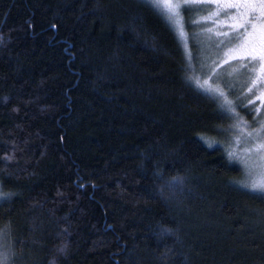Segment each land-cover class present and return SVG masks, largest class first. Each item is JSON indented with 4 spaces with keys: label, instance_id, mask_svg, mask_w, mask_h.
Segmentation results:
<instances>
[{
    "label": "trees",
    "instance_id": "obj_1",
    "mask_svg": "<svg viewBox=\"0 0 264 264\" xmlns=\"http://www.w3.org/2000/svg\"><path fill=\"white\" fill-rule=\"evenodd\" d=\"M185 45L144 0H0L11 264H264V199L237 187Z\"/></svg>",
    "mask_w": 264,
    "mask_h": 264
},
{
    "label": "rangeland",
    "instance_id": "obj_2",
    "mask_svg": "<svg viewBox=\"0 0 264 264\" xmlns=\"http://www.w3.org/2000/svg\"><path fill=\"white\" fill-rule=\"evenodd\" d=\"M144 1L147 2V0ZM195 8L198 10V6ZM212 8L210 12L197 11L196 14H188V17L181 13L178 18L180 24L171 25L180 36L181 31L183 32L181 38L186 45L191 37L198 50V62L193 68L198 87L203 91L211 88L217 92H223L222 103L227 98L235 108L236 114H229L231 121L226 134L223 135L222 141L225 143L223 145L228 152L234 153L235 157L247 160L252 173L251 178H257L261 172H264V148L261 147L264 145V87H260L257 80L260 75L259 64L257 63L253 70L251 61L231 57L229 50L239 41L233 40L231 44L227 43L235 35V32L227 27L231 21L220 16L219 23H213L216 18L211 17L210 14L215 11V6ZM229 11L235 15V10ZM188 18L190 24L194 26V34L190 37L186 35L183 26ZM224 33H227V36ZM253 81L257 83L253 84ZM236 99L240 103L235 102ZM250 100L253 103L250 104ZM258 108L259 111L256 110ZM231 161L241 166L244 174L243 181H248L249 169L244 168L236 160Z\"/></svg>",
    "mask_w": 264,
    "mask_h": 264
},
{
    "label": "snow or ice",
    "instance_id": "obj_3",
    "mask_svg": "<svg viewBox=\"0 0 264 264\" xmlns=\"http://www.w3.org/2000/svg\"><path fill=\"white\" fill-rule=\"evenodd\" d=\"M147 3L160 14L167 23L179 25L181 11L190 10L191 6L211 7L215 6V11L210 14L215 17L213 23H219V17L224 16L231 22L227 27L235 32V35L227 41L231 44L233 40L239 43L229 50V54L233 59L239 57L252 62V68L255 70L256 64H259L260 75L257 77L260 87H264V0H147ZM229 10H235L232 15ZM183 32L181 31V36ZM227 36V33H224ZM223 43V42H222ZM191 79V78H189ZM257 81H253L256 84ZM251 91V89H250ZM205 95L211 99H219L224 96L223 92H217L214 89H204ZM253 103V101H249ZM225 114H236L235 108L231 101L225 98V102L220 105ZM259 111L260 109H256ZM209 147H212L209 144ZM264 148V145L261 146ZM247 151V150H245ZM230 160H236L246 169H249L247 175L249 180L237 185L243 189L246 194L252 195L254 198L264 199V172H261L257 178H251L252 173L247 160L239 159L234 153L228 152ZM5 161L12 159L10 156L3 157ZM183 183L181 177H173L168 187L173 191L179 189ZM17 193L5 192L0 186V206L11 202ZM67 231V230H65ZM165 232H171V229H164ZM10 225L0 228V264H11L15 255L13 246L10 243ZM66 245L61 247L59 251L64 253ZM54 264V262H50Z\"/></svg>",
    "mask_w": 264,
    "mask_h": 264
}]
</instances>
